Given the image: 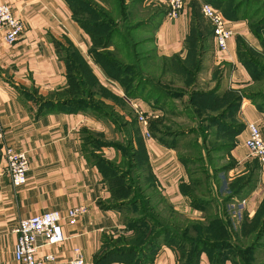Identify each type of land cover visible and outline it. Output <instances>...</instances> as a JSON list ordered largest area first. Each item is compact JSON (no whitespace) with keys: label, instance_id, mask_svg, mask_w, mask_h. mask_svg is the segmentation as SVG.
I'll return each mask as SVG.
<instances>
[{"label":"crops","instance_id":"obj_1","mask_svg":"<svg viewBox=\"0 0 264 264\" xmlns=\"http://www.w3.org/2000/svg\"><path fill=\"white\" fill-rule=\"evenodd\" d=\"M150 1L170 10L169 0ZM197 2L202 3V0H184L177 18L171 19L166 14L159 22L153 39L160 57L177 53L185 56L192 5ZM0 3L11 5L24 22V31L14 44H8L0 34V122L5 129V141L0 144V161L3 148L7 145L18 151H26L30 162L28 182L23 186H14L10 177L0 174V264H21L14 258V247L18 241L14 229L20 219L48 210H58L65 217L62 222L65 239L57 245L39 248L37 256L40 259L45 260L49 253L56 257L53 262L45 260L46 264H70L77 254L76 249L90 264H135L124 255L107 256L112 247L127 245L120 240L129 238L131 233L127 231L121 210L111 207V191L103 181L101 170L84 149L87 132L114 141L120 138V130L109 119L88 110L40 111V104L36 101L50 99L55 92L66 87L67 75L59 48L68 43L82 53L99 82L123 98L132 113H136L131 105V100L135 98H129L123 87L107 78L92 61L89 54L91 37L74 20L66 0H0ZM226 19L234 29L229 50L224 55L218 52L213 35V47L207 59L209 72L202 75L203 79L213 75V67H224L222 85L225 89L251 88L256 83L239 60L237 43L239 38H244L262 50L261 42L252 32L249 20ZM136 99L149 115L146 130L150 132V137L145 135L138 121L137 126L143 140L142 149L161 192L179 213L187 216L190 213L189 218L203 219V211L193 208L190 198L181 191V184L188 181V176L178 149L161 142L151 133V121L163 117L165 111L154 107L144 98ZM238 117L246 126L231 151L235 167L228 172L229 180L243 174L248 164L256 160L244 141L248 134V123L264 122V112L243 98ZM126 118L131 121L130 115L127 114ZM111 134L115 137H109ZM102 148L107 160L121 161L122 155L118 149L111 146ZM259 164L255 188L244 199L237 200L249 217L254 216L264 197V163L260 161ZM213 191L216 192L214 183ZM79 206L86 207V212L76 223H70L66 219L69 209ZM39 242L42 244V239ZM103 255L106 258L101 260ZM146 263L180 264L178 251L162 244L151 261ZM200 264H211L207 252L202 253ZM225 264L234 262L227 260Z\"/></svg>","mask_w":264,"mask_h":264},{"label":"trees","instance_id":"obj_2","mask_svg":"<svg viewBox=\"0 0 264 264\" xmlns=\"http://www.w3.org/2000/svg\"><path fill=\"white\" fill-rule=\"evenodd\" d=\"M66 1L72 10L74 20L90 35L92 41L89 50L90 57L101 68L105 76L118 82L129 98H144L154 107L165 111L163 117L151 121V133L157 136L161 142L178 149L179 157L187 167L188 176V181L181 184V191L190 198L191 206L202 210L204 214L203 219L189 218L176 211L163 195L149 159L142 149L143 140L134 113L131 112V121L125 120L124 130L121 131L114 117L120 113H116L113 107L111 109L113 113L109 112L100 103L97 102V104L93 100L86 99L87 96L92 98L96 90L107 88L99 82L89 62L71 43L76 49L77 56H75V61L73 59V70L69 72V75L66 74L68 84L55 92L54 97L50 99H37L40 111L45 109H68L70 111L84 109L112 121L120 129V132L124 133L122 134L124 144L117 140L109 141L99 138L98 145L118 149L122 159L119 164L100 156H96V160L93 161L105 178L109 177L106 178L108 187L109 182L111 184L114 181L125 182L127 180L128 182V184L122 183L118 187L110 185L111 189L109 190H111L113 201L111 207L121 210L123 206H133L138 199L129 197L132 191L134 190L135 193L140 189L142 191L149 189L152 194L146 195L144 199L150 200L154 195H158L161 197V202L166 204V208L171 212L165 215L160 212L157 221L145 218L144 221H130L131 225L127 223L128 219H124L127 231L131 233L129 239L123 238L127 245L112 247L107 256L109 254L124 255L131 258L135 264H144L151 261L162 244H167L177 249L180 264H200L203 252L208 253L211 264H225L227 260H232L234 264H245L248 261L246 259L248 254L253 252L258 244L259 247H264V241H260L264 237V197L254 216H247L246 219L249 222L248 225L252 227L251 229L256 230L257 238L248 247L234 243L241 234H234L228 218L219 215L218 207L222 206L225 210L227 203L244 199L255 188L258 180L260 161L257 158L248 164L247 171L231 180H229L228 172L235 167L231 151L237 144L238 135L246 126L238 117L242 99L250 98L253 104L264 112V0H209L229 19L249 20L252 32L261 42L262 50H259L258 56H255L257 55L255 49L244 38L238 39L239 60L256 83L247 90L225 89L222 85L224 77L222 70L213 72L214 86L209 89H202L200 85L196 86L195 82L199 77L202 78L203 73H200L204 69L206 58L213 47L212 25L209 22L210 29L206 31L202 25V16L204 17V15L199 12L202 3L197 2L192 5L189 33L185 41L186 57L180 53L170 57L162 56L160 57V72L145 75L138 67L140 43L136 40L131 41L126 35L124 37L116 33L118 25L114 21V14H122L125 20L131 14L128 12L126 0H113L114 6L111 10L102 5L103 2L109 0ZM136 1L139 0H135L134 5ZM156 9V13L154 12L156 18L152 14L146 24L152 23L157 27L169 12V9L165 7ZM141 22L143 23V21ZM142 23H138L136 28L142 26ZM108 27V32L102 33ZM134 29L129 26L127 28L130 32ZM116 37L121 39L120 44H124L128 48L127 57L130 58L132 55L136 57L134 63L119 60L120 58L115 55V52L119 53L120 51V46L115 41ZM204 42L206 46H203ZM112 47L113 49H111ZM145 54V56H149L147 52ZM64 60H68V58L65 57ZM111 96L119 104L127 105L123 98L112 92ZM184 98H186V103H177V100L181 102ZM184 113L189 115L192 123L194 122L190 129H184V126L181 128L179 122H174L176 127L171 126L175 119L173 115L178 117L183 116ZM168 122L170 124L167 125ZM262 132L264 135V127ZM90 133L87 132L86 136ZM190 134L197 135L198 139L195 137V142L191 141L194 150L188 152V145L182 144H185L184 139ZM192 163L197 167L192 169ZM122 164L131 171L129 173L125 171L123 166H120ZM211 170L212 172H210ZM221 173L225 179L224 188L222 187ZM132 174L135 175L133 185L130 182ZM213 183L216 186V194L213 191ZM144 184L146 188L143 189L141 186ZM131 200L135 202L131 203ZM147 207L155 211L153 205L149 204ZM214 208L218 213L216 215L212 212ZM184 216L189 219L186 218L185 221ZM154 226L155 228H153ZM123 239L120 241L123 242ZM103 256L101 260L106 258V255ZM238 257H243V259H238Z\"/></svg>","mask_w":264,"mask_h":264},{"label":"rangeland","instance_id":"obj_3","mask_svg":"<svg viewBox=\"0 0 264 264\" xmlns=\"http://www.w3.org/2000/svg\"><path fill=\"white\" fill-rule=\"evenodd\" d=\"M134 2H135V0H126V3H128L127 4L128 5V12H131V14L128 15L127 20H125V17L122 14H119V15L114 14V16H113L114 21L118 25L116 33L118 35L119 34L123 35L124 37L126 35V37L128 36V38L131 41L136 40L140 43V47H139L140 55L138 56V58L140 60L138 62V65H139L138 67L143 74H145V75L149 74V73L158 74L160 72V70H159L160 56L158 55V53L155 50L154 39H152L154 34H155V30L157 27L154 26L152 23L146 24V22H148L150 17H152V14H153V17L156 18L154 15V12L156 13L157 7L162 8L164 6L158 5V4L154 5V3L151 2L150 0H139L138 2L136 1L135 5L133 4ZM202 2H209V0H202ZM102 5L104 7H106L108 10H111V8L114 6V3H113V0H109V1L103 2ZM199 12H200V14H202L201 9H199ZM141 21H143V23ZM138 23H142L143 25L138 27V29H137L136 27L139 25ZM202 25L204 27V31L210 29L209 21L207 19H205L203 16H202ZM128 26L131 27V29L132 28L133 29L135 28V29L130 32L127 30ZM108 30H109V27L106 28V30L102 31V33H107ZM257 31H259V28H257ZM120 40L121 39L119 37H116L115 41L118 42V45L120 46L119 47L120 51H119V53L115 52L116 53L115 55H117L120 58L119 60H122V61L130 62V63L135 61L136 57H133V55H132V57L130 56V58L127 57L128 53H129L128 48L124 44H120ZM248 43L257 52V55H255V56H258L259 49L255 46H253L250 42H248ZM73 46L71 45V43H68V44H65L64 47H61L59 49L61 57L63 59L65 57L68 58V60H64L65 70H66L67 75H69V72L73 70V65H72L73 59L75 61V56H77L76 49ZM203 46H206L205 42L203 43ZM111 49H113V47ZM146 52L149 55L148 57L145 56ZM186 55H187V53L185 54V57H186ZM207 59L208 58H206V61L204 63V69L202 70V72L200 74H202V73L204 74L206 71H208ZM223 68L224 67H213V69H214L213 72L215 70H217V71L222 70L223 71ZM200 74H199V76H200ZM213 83H215V82L213 81L212 76H210V75L206 76L204 79H203V76H202V78L199 77V79H197V81L195 82L196 86L200 85V87L202 89H209L210 86L213 85ZM67 84H68V79H67ZM249 88H246V90ZM95 90H96V87H95ZM87 97L88 98H86V99L93 100L95 103H97V102L100 103V105L109 112L112 111L111 110L112 107L114 108V110L118 109L120 112V114H119L120 116L118 114H116V115H114V117L117 120V122L121 128V131L124 130L123 125L125 123V120H127V118H126L127 114L129 113L128 115H130V116L132 115L131 110H130L131 108H129L127 105L119 104L116 99L112 98L111 92L108 91L107 89H101L100 88L99 90H96V93L94 92V95L92 98L90 96H87ZM244 98H247L248 100H250L252 102V100L250 98H248V97H244ZM186 102H187L186 98H184L183 101H181V102H180V100H177L178 104H184ZM122 111H123V113H122ZM119 112L116 111V113H119ZM112 113H113V111H112ZM134 114H135L134 116L137 118L136 113H134ZM122 116H124V117H122ZM173 117H175V119L171 123V126H173V127H176L174 122L181 123L180 127L182 128L184 126L185 127L184 129H188V128L190 129V127L194 124V122L192 123V120L189 117V115H187V113H184L183 116H178V117L173 115ZM137 121H138V119H137ZM168 124H170V123L168 122L167 125ZM261 127L263 129L264 122L261 123ZM122 134H124V133L122 132L120 134V138L117 140V142H121L122 144H124V141L122 140L123 139ZM87 135L88 136H86V135L84 136V142L86 143L84 149L87 152V154L89 155V157L91 158V160L92 161L96 160L95 159L96 156H100V157H103L106 159L104 149L98 145V142L100 143V141L98 140L99 137L96 134H91V133L87 134ZM109 137L113 138V137H115V135L113 136L111 134ZM186 137L187 138L184 139L185 144H182V145H184V146L188 145V149H189L188 152H191L194 150L193 145H191V143H192L191 141L195 142V139L196 138L198 139V136L195 134H190V135H187ZM100 139L107 140L105 138H100ZM94 140L97 142H95ZM189 143H190V145H189ZM119 162L120 161H118V164H119ZM221 163H223V162H221ZM120 166H123V164ZM195 167H197V166L192 163L191 168L194 169ZM123 169L125 171H127L128 173H129V171H131L128 167H125V166H123ZM222 175H223V173H221L220 176L222 178V187L224 188L225 187V179H224V176H222ZM106 178L108 179L109 177L106 176ZM106 178L103 175V181H104V183L108 189H111V188H109L110 185H114L115 187H118V186L122 185V183L128 184L127 180H125V182L114 181V182H112V184H111V182H109L110 185L108 187V184H107L108 182L106 181ZM130 182H131V185H133V183L135 182V175L134 174H132ZM135 186H137V185H135ZM137 188L139 189L138 186H137ZM141 188H143V189L146 188L145 184L142 185ZM150 193L151 192L149 189L148 190L145 189L144 191H142L140 189L135 193H134V190L132 191V194L129 197H131V198L137 197V199H138L136 201L137 203L133 206H123L122 207L123 209H121L122 215H123L125 220L128 219L127 223L129 225H131L132 221L133 222H137L140 220L144 221L145 218H150L151 221L156 220L160 216V212H162L164 215L171 213L166 208V204L161 202L160 196L154 195V197L151 198L150 200L144 199L145 196L146 195L149 196ZM140 199H141V201H139ZM134 202H135L134 200H131V203H134ZM235 203L234 204L233 203H229V204L227 203L225 205V210L223 209L222 206L221 207L219 206L218 207V209L220 211L219 215L222 216L223 218H225V217L228 218V221L230 223V227H232V231L234 232V234L235 233H237L238 235L241 234V236L240 235L238 236V237H240L239 239H235L234 243L240 244L241 246H244V247H248L253 241L257 240L256 230L251 229L252 227H250L248 225L249 222H247V220H246L248 214L245 213V210L240 208L237 201H235ZM149 204L153 205V207L155 208V211H152L147 207V205H149ZM212 212L215 215L217 213L215 208L213 209ZM191 215L192 214L189 213V216H191ZM171 216L174 217V215H171ZM186 216H184L185 221L187 220L186 218L189 217V216L188 217H186ZM201 217L204 218V216H201ZM145 222H147V221H145ZM153 228H155V226ZM124 239H123V242L125 241ZM260 241H264V237ZM248 255H249L248 258H246L248 261H246L245 264H264V247H262V246L259 247V244H258V246L255 247L254 251L250 252ZM238 259H243V257H238Z\"/></svg>","mask_w":264,"mask_h":264},{"label":"built area","instance_id":"obj_4","mask_svg":"<svg viewBox=\"0 0 264 264\" xmlns=\"http://www.w3.org/2000/svg\"><path fill=\"white\" fill-rule=\"evenodd\" d=\"M170 10L168 17L177 18L184 6V0H169ZM201 12L210 22L213 28L216 49L222 55L228 52L230 40L234 35L232 24L226 19L222 11L209 2H202ZM24 31L23 19L18 16L11 5L0 3V34L8 44H14ZM138 122L143 128L145 135L150 137L146 130L149 125V115L135 98L131 100ZM248 134L245 145L250 154L264 163V135L260 122L251 121L247 125ZM5 141V129L0 122V144ZM30 162L26 151H18L12 146L5 145L0 161V174L10 177L16 187L28 182ZM86 207L79 206L69 209L66 219L70 223H76L79 217L86 212ZM65 217L58 210H48L20 219L14 232L18 235V241L14 247V258L21 264H46V261H55L54 254L46 255L45 260L37 256L39 248L43 245H57L64 241L63 220ZM42 239V244L39 240ZM76 256L70 264H90L81 256L80 250L76 249Z\"/></svg>","mask_w":264,"mask_h":264}]
</instances>
